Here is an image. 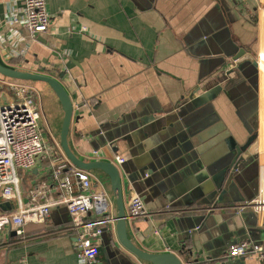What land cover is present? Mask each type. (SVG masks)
<instances>
[{"label": "crops", "instance_id": "crops-1", "mask_svg": "<svg viewBox=\"0 0 264 264\" xmlns=\"http://www.w3.org/2000/svg\"><path fill=\"white\" fill-rule=\"evenodd\" d=\"M23 1L0 0V62L63 84L73 103L69 146L81 160L115 164L116 157L125 158L115 165L125 182L126 214L136 193L134 183L143 202L149 200L144 203L151 213L127 220L132 244L151 254L180 257L190 249L200 262L210 253L225 258L229 246L240 241L264 247V0H46L50 31L35 41L26 30H13L6 23L9 9L22 14ZM240 49L257 67L245 63L239 77L230 76L228 86L196 91L197 108L182 114L180 107L189 95L212 80L200 78L221 58L231 61ZM13 53L21 57L10 56ZM39 83L49 89L44 94L50 104L46 110L39 94L43 138L56 148L61 146L64 111L52 89ZM191 105L188 101L183 108ZM257 132L234 193L262 206L240 214V203L229 194L223 196L225 205L218 201L221 165ZM50 168L47 161L19 172L24 203L57 198ZM91 172L105 184L117 216L108 177ZM14 207L0 199V214ZM70 218L65 207H57L46 223L27 225L22 236H11L14 230L5 226L0 230V264H78L74 235L54 234L68 226ZM240 229L246 235L237 236ZM249 230L253 238L243 240ZM220 239L230 240L221 250ZM95 264L150 263L125 250L115 232L104 233ZM240 264L263 263L249 257Z\"/></svg>", "mask_w": 264, "mask_h": 264}, {"label": "built area", "instance_id": "built-area-1", "mask_svg": "<svg viewBox=\"0 0 264 264\" xmlns=\"http://www.w3.org/2000/svg\"><path fill=\"white\" fill-rule=\"evenodd\" d=\"M23 10H8L6 23L26 30L32 41L48 33L51 16L46 0H24ZM16 32V31H15ZM16 36L13 35V39ZM15 39L21 44L25 39ZM21 57V53H13ZM41 104L38 90L32 83L0 75V199L15 207L0 214V230L10 226L17 236L24 234L29 224H44L53 209L65 207L71 216L70 224L56 231L55 235H74L78 264H95L104 233L116 232L113 201L102 180L91 171L77 168L65 156L61 146L50 148L43 138ZM50 162V177L57 198L43 204H26L20 194L19 172L30 171L37 164ZM125 158L116 157L115 164L122 165ZM39 195H33V201ZM254 208L262 206L252 202ZM246 206L239 207L242 212ZM143 199L133 193L128 205L130 219L150 217ZM253 257L264 264V247L252 241H241L229 246L226 260Z\"/></svg>", "mask_w": 264, "mask_h": 264}, {"label": "water", "instance_id": "water-1", "mask_svg": "<svg viewBox=\"0 0 264 264\" xmlns=\"http://www.w3.org/2000/svg\"><path fill=\"white\" fill-rule=\"evenodd\" d=\"M39 41V40H38ZM41 45L48 46V44L44 41H39ZM245 63H251L253 64L254 68L257 67V62L254 60V58L250 54H246L245 50L240 49L234 56L232 55L231 61L227 60V57L221 58L217 63H215L211 69L206 72L204 76L200 78L205 77H212V80L206 84L205 87L199 86L197 89L194 90L188 97V99L182 104L180 107V110H182V114L187 113L188 109L194 110L197 108L196 104H198V101L194 99L195 92L202 91L203 93H206L208 87H211L213 85L221 84L220 87H226L230 83V76L235 75L236 77H239L241 74V71L245 65ZM0 75L6 78L19 80V81H25V82H41L47 84L52 91L57 96L58 100L60 101V104L64 111V120L61 130V147L62 150L67 157V159L70 161L71 164L76 166L79 169L86 170V171H101L104 173L110 182L113 195L116 200V206H117V218H116V235L119 244L127 250L130 254L135 256L140 261L147 262L150 264H240L244 258L236 259L235 260H227L225 261V258H221L223 254L216 253V254H208L206 256V259L202 262H200L196 257L193 258L194 252L190 249H185L181 252V257L177 256L176 254L166 252L162 254H151L148 252H145L141 249L136 248L127 235V220L129 219V216L126 214V209L124 205V196H123V186L125 184L123 180L122 172L119 170L118 166L115 165L111 161H93V162H85L81 160L77 155H75L70 146H69V133H70V127L72 122V116H73V103L71 100L70 95L68 94L67 90L63 86V84L56 78H53L52 76L42 74V73H33V72H24L20 70H16L7 66H4L0 62ZM201 82L199 81V84ZM227 83V84H225ZM202 95H200L201 97ZM199 97V98H200ZM205 98L202 97L199 101V103H205ZM188 101L192 102V105L188 108H183ZM259 138V134L257 132L256 135L250 137L245 144H239L235 147V150L231 155L228 156V158L225 160V162L221 165L223 170L221 171V190L219 188V184L217 185V188L219 192L218 201L225 205L223 196L225 194H229L232 197V201L235 203H240L238 207H244L247 208H253L254 204H252L254 199H248V201H244L242 199L236 198V194L234 193L235 187L238 182L239 173L242 171L243 168H241V165L246 162V158L244 157L245 153L251 148V146L257 142ZM175 155L179 156L180 150H175ZM155 171V170H154ZM147 175V171L144 170L142 172V176ZM148 176H153V174H150ZM151 180H146V186H150ZM131 187L136 190V193L140 194V188L139 184L134 183L131 185ZM221 192V193H220ZM207 195V194H206ZM147 197V196H146ZM144 202L148 203L149 200H145ZM214 208H211L210 211H213ZM243 213V211L241 212ZM240 213V214H241ZM256 216L257 224H258V217ZM71 221V218H70ZM69 221V222H70ZM249 228V227H248ZM250 229V228H249ZM248 230V229H247ZM262 233H264V230H261ZM253 231L249 230V236H247L245 239L253 238ZM108 234V232H106ZM237 236H243L246 235L245 229H240L236 232ZM11 236H16V232L12 231ZM194 238V237H192ZM113 240V238H112ZM230 240H218L217 246L221 250L222 245L226 247ZM241 242V241H240ZM234 244V243H233ZM196 246V245H194ZM227 250V249H226ZM183 254H186L187 256L184 257ZM201 254V252L199 253ZM186 262V263H185Z\"/></svg>", "mask_w": 264, "mask_h": 264}, {"label": "rangeland", "instance_id": "rangeland-1", "mask_svg": "<svg viewBox=\"0 0 264 264\" xmlns=\"http://www.w3.org/2000/svg\"><path fill=\"white\" fill-rule=\"evenodd\" d=\"M33 83H35V82H33ZM37 84H34V86H36V88H37V90H38V92H39V94H41L42 95V97H43V100H44V102H43V108H44V110H46V109H48L49 108V103L47 102V99L44 97V94H45V92H48V90L49 89H46V87H45V85H38V84H40L39 82H36ZM33 86V85H32Z\"/></svg>", "mask_w": 264, "mask_h": 264}, {"label": "trees", "instance_id": "trees-1", "mask_svg": "<svg viewBox=\"0 0 264 264\" xmlns=\"http://www.w3.org/2000/svg\"><path fill=\"white\" fill-rule=\"evenodd\" d=\"M30 83H33V82H30Z\"/></svg>", "mask_w": 264, "mask_h": 264}]
</instances>
